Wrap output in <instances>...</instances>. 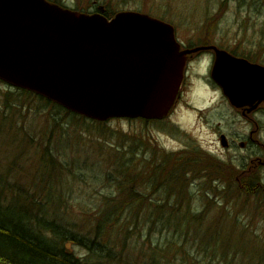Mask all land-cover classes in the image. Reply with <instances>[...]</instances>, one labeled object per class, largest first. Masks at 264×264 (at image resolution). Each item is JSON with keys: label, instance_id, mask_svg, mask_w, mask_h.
<instances>
[{"label": "rangeland", "instance_id": "1", "mask_svg": "<svg viewBox=\"0 0 264 264\" xmlns=\"http://www.w3.org/2000/svg\"><path fill=\"white\" fill-rule=\"evenodd\" d=\"M50 1L80 13L100 6L113 13L138 11L164 18L185 46L215 44L264 64V0ZM209 55H200L186 68L181 100L164 122L118 119L98 124L0 81V190L4 193L0 196L10 201L14 194L7 189L44 198L52 195L56 208L49 210V218L92 238H99L101 213H115L105 226L106 236L100 238L113 247V256L130 264L149 262L156 252L161 264H264L263 196L241 190L252 182L264 185V165L256 162L250 178L243 176L244 169H237L252 158L264 163V113L254 116L259 125L251 152L239 144L229 153L222 152L220 132L240 139L252 124L232 111L230 102L206 80ZM49 149H58L60 159L47 167ZM153 151H157L154 156ZM202 152L225 158L229 168L219 176L213 173L210 182L203 177H208L205 162L200 163L188 191L191 197L185 195L175 213L167 205H175L180 191L166 198L160 182L161 192L155 195L146 186L137 187L134 199L118 195L125 181L124 176L111 175L114 166L147 171L151 160L160 168L165 158L158 153H170L178 156L171 165L177 170L179 160H200ZM221 175L223 185L215 181ZM69 246L77 256H89L83 245ZM234 248L240 250L235 257ZM221 250L231 254L223 260Z\"/></svg>", "mask_w": 264, "mask_h": 264}, {"label": "water", "instance_id": "2", "mask_svg": "<svg viewBox=\"0 0 264 264\" xmlns=\"http://www.w3.org/2000/svg\"><path fill=\"white\" fill-rule=\"evenodd\" d=\"M175 27L136 11L80 13L49 0H0V80L86 118L161 120L187 61L214 50L213 79L232 106L264 103V66L216 46L182 50ZM264 165V163H263Z\"/></svg>", "mask_w": 264, "mask_h": 264}, {"label": "trees", "instance_id": "3", "mask_svg": "<svg viewBox=\"0 0 264 264\" xmlns=\"http://www.w3.org/2000/svg\"><path fill=\"white\" fill-rule=\"evenodd\" d=\"M55 2L58 3L57 1ZM94 4L92 3V6H94ZM95 9L96 11L94 10L93 12L90 10L82 12L102 13L110 19L117 13H113V11L106 10L100 6L97 8L95 7ZM161 19L165 20L164 18ZM25 93L32 94L28 92ZM41 99L44 100V98ZM49 103L55 105L51 102ZM60 108L62 109V107ZM69 114L72 113L70 112ZM96 123L101 124L99 122ZM57 154L58 149H52V151L49 149L45 156V161L48 164H45V166L49 164L51 166L54 162H57L60 159ZM156 154L157 151H153L152 156ZM198 154L201 155L199 157L200 160H193L191 162L179 160L181 167L177 170H171V165L174 163V157L178 156L170 153H158L159 157L161 156L165 158L164 164H162L160 168L155 166V163H151V160L146 163L145 169L147 171L141 167L137 170V167H134L135 169L131 167L127 168L125 165L120 164L114 166L111 175L116 173L115 175L124 176L123 180L125 181L118 195L120 197L127 196L128 199H130V197L131 199H134L138 186H146L149 189V192L155 195L161 192L158 187L160 182L162 185L161 189H164L162 192L165 193L166 198L176 196L173 192L179 193L180 191L179 195L176 196L177 201L175 205H167L171 212L175 213L176 210L178 211L180 210V207H182L180 200L183 199L185 195L187 197H191V194L189 193L190 186L196 180V167L200 163L205 162L208 177L214 176L215 174L217 175L229 168L227 164H222L206 152ZM188 167L193 169V177H190V175L192 176V172H190V170L183 172V170ZM202 170L204 171V169H201L200 171ZM188 177H190V182H188ZM203 177L205 180H209L210 182L213 181L212 177L208 178L206 175ZM215 181H220L222 183L221 185L226 183L224 182L223 176L220 180ZM214 183L215 182H213V184ZM252 183V185H244L242 188L240 187L241 190H244L247 192V195L252 197L263 196L261 203L264 204V185L259 182ZM220 187L221 186L217 187L218 191L222 190L219 189ZM183 189H185L184 193H182ZM7 193H11L12 195L14 194V196L10 201H8V197L6 195L4 198L0 196V264H130L124 260L122 256H113V247H110L108 243L106 244L102 242V238L106 236L105 226L109 224H107V221L111 216H115V213L106 212V210L101 213L96 229V235L99 236V238H92L90 236L81 235L69 230L64 225H61L57 220L49 218V210L56 208L54 199L51 197L52 195L47 194L44 198L43 195L35 193L17 194L8 189ZM0 194L4 193L0 190ZM152 199L153 198H151V201ZM192 215L193 218L196 217V215ZM151 223L155 224L153 221ZM169 223L170 221H167V224ZM101 236L102 238H100ZM219 237L220 235H218L215 239H219ZM69 244L83 245L89 251V256H77L72 251ZM218 247L219 245H217V248ZM234 249L235 250H232V255L235 257L237 256L236 253L240 250L238 248ZM226 251L221 250L223 260L228 258V255L231 254L228 253L229 250ZM158 257L157 252L153 253L149 262H144V260L141 264H161L162 262H160V258Z\"/></svg>", "mask_w": 264, "mask_h": 264}, {"label": "flooded vegetation", "instance_id": "4", "mask_svg": "<svg viewBox=\"0 0 264 264\" xmlns=\"http://www.w3.org/2000/svg\"><path fill=\"white\" fill-rule=\"evenodd\" d=\"M210 46H212V45H203V46H185V45H182V50H185V49H196V48H206V47H210ZM219 48H221V47H219ZM202 54H210L209 55L210 56V59H209L210 60V64H209V67H208L209 70L207 72L206 80H208V82L210 81L209 84L212 87H214L216 90H219L223 94L221 88L217 85V83L211 77V69L213 67V64H214V61H215V58H216V54H215L214 50H205V49H203V50H200L198 52H195V53L191 54V56L189 57V59L187 61L186 68H189L188 66L191 64V62H194ZM185 80L186 79L184 77V81H183L182 88H181V91H180V94H179L178 102L181 100V97L183 95V91H184V88H185V85H186V81ZM228 104L231 107L232 111L241 114L245 119H247L249 122H251L252 125H251V130H249V132H248V135L246 137L240 136V139L236 138V135L230 136V135L225 134L224 132H220L218 134V138H219V142L223 146L222 152H228L229 153V152L235 150L238 147V144H239V146L242 147L243 151H248L249 152L250 149L255 145L254 142H252V140L254 139V137H253L254 133L258 129L257 126L259 125L258 122L255 120L256 118L254 116L257 113H264V103L259 105L254 110H250V108L248 106H243L241 108H236V107L231 106L230 103H228ZM217 157H214V158L216 159ZM217 159H219V158H217ZM223 159H225V158H223ZM223 159H219L218 161L221 162V163L223 162V163L228 165V163L225 162ZM256 162H258L260 164H263V162L261 161V158H257L256 161H255V159L252 158V159H249L247 161L246 165L250 164L248 170H246V165L243 166V167H239L240 164L237 165V169H244V171H242L241 173H243V176H246L247 178H250V176L253 175V173H251L252 172V167L253 166L255 167L257 165Z\"/></svg>", "mask_w": 264, "mask_h": 264}]
</instances>
